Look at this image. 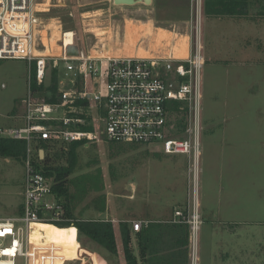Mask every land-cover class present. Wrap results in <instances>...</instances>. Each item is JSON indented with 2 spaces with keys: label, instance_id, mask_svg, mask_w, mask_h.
<instances>
[{
  "label": "rangeland",
  "instance_id": "374dc122",
  "mask_svg": "<svg viewBox=\"0 0 264 264\" xmlns=\"http://www.w3.org/2000/svg\"><path fill=\"white\" fill-rule=\"evenodd\" d=\"M39 3L41 8L49 4L42 20L45 28L51 29V36L47 34L51 54L58 51L60 31L72 32L74 44L92 55L93 50L121 47L130 24L150 28L152 33L158 32V27L175 30L179 40L189 39L190 43L195 29L190 18L191 0H152L150 6H115L113 0ZM242 20L233 24L223 18L219 24L204 27L201 36L202 131L196 181H191L187 158L165 154L161 144H82L75 151L76 166L68 183L74 217L120 219L115 211L118 206L124 207V215L139 217L158 210V193L169 190L167 186L177 187L171 193L178 200L188 192L190 202H194L197 190L201 201L196 233L201 239V264H264V1L260 0L249 18ZM45 34L43 31L42 39L47 44ZM139 46L137 42L135 47ZM63 72L58 73V80L67 90L70 84ZM51 75L48 70V86ZM31 79L34 67L29 69L27 62L0 60V129L23 127L21 101ZM59 147L48 157L53 166L67 167L69 147ZM25 176L24 160L0 156V219L20 216ZM118 191L123 197L117 201ZM186 206L183 210L190 211ZM209 212L215 216L208 217ZM118 237L116 234L119 250ZM30 238L33 247L42 239L51 248L60 247L58 256L62 258L50 264H97L95 256L101 264H124L120 251L113 256L85 237L78 238L77 234L76 239L74 227L38 224L32 227ZM15 264L25 262L17 259Z\"/></svg>",
  "mask_w": 264,
  "mask_h": 264
},
{
  "label": "built area",
  "instance_id": "2783aa9c",
  "mask_svg": "<svg viewBox=\"0 0 264 264\" xmlns=\"http://www.w3.org/2000/svg\"><path fill=\"white\" fill-rule=\"evenodd\" d=\"M203 6L204 0H191L190 18L195 29L189 56L178 60L88 55L74 44L72 32L71 44H67L69 31H60L58 51L51 54L47 35L51 29L45 28L42 20L49 4L41 8L39 0H0V60L25 61L29 69L34 67V79L29 80L27 95L21 101L23 127L0 129L1 139L24 142L26 167L22 215L0 219V264H15L17 259L25 264H50L62 258L58 256L60 247L51 248L43 239L33 247L30 238L34 225L64 220V203L53 192L54 181L33 167L36 157L43 160L56 146L103 141L161 144L165 154L187 158L191 181H196L202 131ZM43 31L47 44L43 43ZM73 46L78 52L69 55L68 48ZM48 70L57 72L53 93L48 91L51 83L45 84ZM60 70L70 84L67 90L58 80ZM174 105L179 109L175 114ZM195 195L196 191L194 202ZM191 202L190 215L187 211L174 215L196 235L200 218ZM142 226L135 221L131 227L139 232Z\"/></svg>",
  "mask_w": 264,
  "mask_h": 264
},
{
  "label": "crops",
  "instance_id": "0c3cea01",
  "mask_svg": "<svg viewBox=\"0 0 264 264\" xmlns=\"http://www.w3.org/2000/svg\"><path fill=\"white\" fill-rule=\"evenodd\" d=\"M259 1L260 0H248L246 13L242 16L208 17L205 16L203 13L204 17L201 22L202 26H200L201 36L203 37L204 27H209V25H212L214 23L219 24L223 18L228 19L233 24L234 23L239 24L238 22L243 23L242 19L249 18V16L252 13V9H254V7L259 4ZM263 1L264 0H262V2ZM231 27L234 29H238V26L236 25H233ZM130 30H132V32ZM152 32L153 31H151L150 28L143 29L140 26L130 24L126 26L125 39L121 47H118L114 50H106L105 48H101L99 50H93L92 55L108 56V57H139V58L171 57L178 60H183L189 56V49H190L189 39H187L186 41L185 39L180 38L179 40L175 30L168 31L158 27V32L156 33H152ZM133 33L136 34L134 36L131 35V38L135 37V40L133 39L134 42L131 44L133 40L130 37H127V35ZM143 37L146 38L145 41L140 40ZM137 42L138 43L140 42V46L138 48L135 47V44H137ZM131 45H134V47L131 48ZM16 118H18V116H16ZM87 146L88 145L85 144V147ZM167 188L169 190H163V192L158 193V210H155L154 212L146 213L139 217L135 216L134 214L124 215L123 210L121 209L124 207L118 206L115 211L118 218L120 219L108 218V219L87 220V219L77 218L74 217L71 212L70 196H69V202L66 204L67 205L66 208H68L72 217L76 220L110 222L111 224H113L116 232L118 229L117 227L118 224L125 223L129 226L132 236H134L135 234V232H133L131 227L132 222L140 221L143 223V226L140 229V231L147 228V226L150 224H158V264H191L192 259L194 260L193 263L201 264L200 236L197 237L198 236L197 234L195 235L191 233L190 226L185 222H180V218L174 215L176 211H180L182 213L183 212L185 213L187 211L188 214L190 215L192 209H191V202L188 198L189 193L186 192L185 196L181 197L182 198L181 200H178L179 198H177L176 194L171 193V191H176L175 189H177V187L171 188L170 186H167ZM117 194L118 197L116 198V200L117 201L118 199L122 200L123 195L121 194V192L118 191ZM129 198L131 199L132 195H129ZM186 201H188L187 202L188 206L185 205ZM185 206L186 209L188 208L190 209V211L183 210ZM194 206H195V211L199 216V213L201 212V201L199 199V196L197 195V190L195 195ZM22 211H23V204L19 207L18 213L21 212L20 216L22 215ZM209 216H211L212 218L215 216V214L209 212L208 217ZM145 222H148V224L145 225L144 224ZM212 222L211 224L214 225V223ZM212 229L214 228L212 227ZM133 246H134V254H136V247L134 243ZM95 257L97 259V264H101V260L99 263L97 256ZM220 258L222 263L224 260V253L220 255Z\"/></svg>",
  "mask_w": 264,
  "mask_h": 264
},
{
  "label": "trees",
  "instance_id": "16d2710c",
  "mask_svg": "<svg viewBox=\"0 0 264 264\" xmlns=\"http://www.w3.org/2000/svg\"><path fill=\"white\" fill-rule=\"evenodd\" d=\"M248 0H204L203 13L205 16L212 17H236L246 13ZM31 89L35 91L34 86ZM47 90V89H46ZM57 90V72L52 71L51 86L49 92ZM179 112L178 105H174L173 113ZM178 127L183 128L181 120L178 121ZM81 143L69 145L67 154V167H55L51 164L50 158L45 156L43 160L33 162L34 169H38L47 179L54 181L53 192L57 199L64 200V213L61 222H50L49 224L57 228L74 227L77 230L78 238L85 237L102 247L108 254L118 256L121 252V258L124 264H158V224H150L147 228L135 232L132 236L129 226L125 223H119L117 232L110 222L76 220L68 210V183L69 177L74 172L76 166L75 151ZM63 146H60L61 149ZM0 156L9 157L17 160H25V144L22 141L5 140L0 138ZM116 234L119 235L120 249L116 243ZM136 254H134V246Z\"/></svg>",
  "mask_w": 264,
  "mask_h": 264
},
{
  "label": "water",
  "instance_id": "95a60500",
  "mask_svg": "<svg viewBox=\"0 0 264 264\" xmlns=\"http://www.w3.org/2000/svg\"><path fill=\"white\" fill-rule=\"evenodd\" d=\"M136 4H143L145 6H150L152 4V0H113V5L115 6H134ZM77 52H78V48L76 46L68 48L69 55H75L77 54Z\"/></svg>",
  "mask_w": 264,
  "mask_h": 264
},
{
  "label": "bare ground",
  "instance_id": "6f19581e",
  "mask_svg": "<svg viewBox=\"0 0 264 264\" xmlns=\"http://www.w3.org/2000/svg\"><path fill=\"white\" fill-rule=\"evenodd\" d=\"M57 31H58L57 29L54 30V32H57ZM70 36H71V33L67 36V39H66V42H68L67 44H71V38H70Z\"/></svg>",
  "mask_w": 264,
  "mask_h": 264
}]
</instances>
